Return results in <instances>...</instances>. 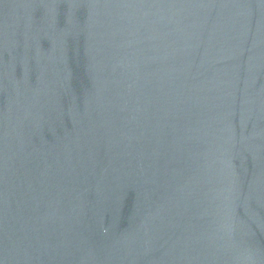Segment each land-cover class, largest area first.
<instances>
[{
  "label": "water",
  "instance_id": "1",
  "mask_svg": "<svg viewBox=\"0 0 264 264\" xmlns=\"http://www.w3.org/2000/svg\"><path fill=\"white\" fill-rule=\"evenodd\" d=\"M0 264H264V0H0Z\"/></svg>",
  "mask_w": 264,
  "mask_h": 264
}]
</instances>
